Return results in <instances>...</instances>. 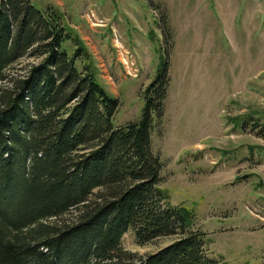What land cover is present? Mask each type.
Returning a JSON list of instances; mask_svg holds the SVG:
<instances>
[{"label": "trees", "instance_id": "1", "mask_svg": "<svg viewBox=\"0 0 264 264\" xmlns=\"http://www.w3.org/2000/svg\"><path fill=\"white\" fill-rule=\"evenodd\" d=\"M75 36L55 8L0 0V264H225L190 228L194 211L160 187L151 136L164 112L168 49L140 117L115 124L119 99L84 64ZM25 56L40 61L8 75ZM128 229L140 244L177 237L138 256L121 246Z\"/></svg>", "mask_w": 264, "mask_h": 264}, {"label": "rangeland", "instance_id": "2", "mask_svg": "<svg viewBox=\"0 0 264 264\" xmlns=\"http://www.w3.org/2000/svg\"><path fill=\"white\" fill-rule=\"evenodd\" d=\"M32 1L55 8L76 35L84 64L119 99L115 124L140 117L168 49L164 112L151 136L160 187L194 211L189 226L218 261L264 264V0ZM38 61L22 57L7 74ZM176 237L140 244L128 229L121 246L143 256Z\"/></svg>", "mask_w": 264, "mask_h": 264}]
</instances>
